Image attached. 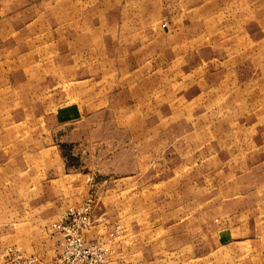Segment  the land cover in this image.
Instances as JSON below:
<instances>
[{
	"label": "crops",
	"instance_id": "obj_1",
	"mask_svg": "<svg viewBox=\"0 0 264 264\" xmlns=\"http://www.w3.org/2000/svg\"><path fill=\"white\" fill-rule=\"evenodd\" d=\"M28 3L30 50L14 60L25 88L5 106L40 122L64 102L56 124L103 114L120 131L93 154L120 160L94 172L109 176L97 211L108 218L87 239L127 228L107 264H208V234L214 264H264V0ZM83 175L58 145L0 151V246L58 256L52 225L85 197Z\"/></svg>",
	"mask_w": 264,
	"mask_h": 264
},
{
	"label": "rangeland",
	"instance_id": "obj_2",
	"mask_svg": "<svg viewBox=\"0 0 264 264\" xmlns=\"http://www.w3.org/2000/svg\"><path fill=\"white\" fill-rule=\"evenodd\" d=\"M4 1L5 0H0V137H21L23 141L19 143L15 141L9 144L0 142V151L3 149L6 150L8 145L13 149H18V145H27L29 149L35 145H40L46 146L48 150L49 147L58 145L67 161L68 168L74 169L75 171L80 170L87 174L83 175V178H85L84 183L86 184L85 197L78 205L92 198L95 211L98 214V203L100 202L102 184L104 185L107 182L106 179L109 176L107 172L103 170L94 173L96 171L95 166L101 168L105 165L113 169V166L117 162H120V160H115L113 157L111 158L112 153L109 152L111 148L106 151L104 156L102 155L103 158L98 159L99 156H93L94 151H97L99 146H101V144L95 142H102L104 137H119L120 131L115 126L104 125L102 122L107 116L103 114H99L95 117V120H93L95 125L93 126H88L86 123L83 125L56 124L53 109L64 102H55L48 106L46 112L42 114L40 122L37 116L38 113L34 110H28L26 112L17 109L7 110L5 106L7 102L12 101L14 96H20L22 90L25 88L23 84L24 79L20 76V73L17 72V70L21 69V67H19L21 63L19 61L14 63V60L28 55L27 53H29L30 50L31 40L28 38V28V31H24L23 29L24 16L21 13L25 7H29L28 0H12L14 3L11 4V6L15 7V12H11L10 14H7L8 8L4 4L6 1ZM169 24V21L163 22L164 27H168ZM58 97L60 98V96L56 98ZM52 98L55 99V96ZM108 119L105 120V124ZM123 134L127 135V133ZM43 136H46V142L37 143L36 141V144L32 143L33 140H38V137L42 138ZM93 162H95V165H92ZM145 162L146 166L149 167L150 161L145 160ZM148 180H150V178ZM148 194H150L149 190ZM78 205L73 204L72 206ZM106 216L108 218L107 214ZM124 227L127 233V228L125 225ZM3 241L4 240H1V243H3ZM205 245L208 252L207 263L214 264L216 256L213 253L214 247L217 246V242L212 234H208ZM18 246L19 245L11 244H7L3 248L0 246V264H5L7 259L6 254L10 248L20 250L26 255H33L43 262H49L56 257V255H53L41 258L35 254L24 251ZM202 246L203 243L201 240V247Z\"/></svg>",
	"mask_w": 264,
	"mask_h": 264
},
{
	"label": "built area",
	"instance_id": "obj_3",
	"mask_svg": "<svg viewBox=\"0 0 264 264\" xmlns=\"http://www.w3.org/2000/svg\"><path fill=\"white\" fill-rule=\"evenodd\" d=\"M107 220L95 211L92 198L83 204L71 206L53 223L52 228L63 237V249L49 262H43L33 255L10 248L5 264H107L116 254L126 229L115 223L107 236L99 240H88L87 232L98 222Z\"/></svg>",
	"mask_w": 264,
	"mask_h": 264
}]
</instances>
